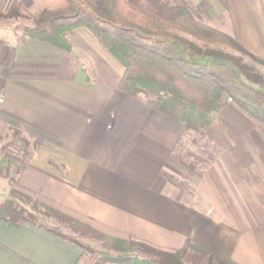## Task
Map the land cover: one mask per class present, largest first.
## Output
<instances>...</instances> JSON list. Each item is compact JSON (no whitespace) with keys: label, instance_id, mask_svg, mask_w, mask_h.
<instances>
[{"label":"crops","instance_id":"crops-1","mask_svg":"<svg viewBox=\"0 0 264 264\" xmlns=\"http://www.w3.org/2000/svg\"><path fill=\"white\" fill-rule=\"evenodd\" d=\"M194 3L205 23L264 61V0ZM67 38L72 54L28 39L40 63L20 66L3 93L1 115L37 144L15 189L111 238L170 253L191 242L237 264H264V141L251 119L224 108L208 132L220 156L193 173L177 150L185 124L123 94V68L87 29ZM171 176L197 181L195 198L176 194ZM83 257L44 229L0 220V264Z\"/></svg>","mask_w":264,"mask_h":264},{"label":"trees","instance_id":"trees-1","mask_svg":"<svg viewBox=\"0 0 264 264\" xmlns=\"http://www.w3.org/2000/svg\"><path fill=\"white\" fill-rule=\"evenodd\" d=\"M17 11L13 7L8 17L19 16ZM81 28L123 68V94L183 122L185 131L205 144L211 143L213 114H220L229 99L264 134V78L219 48L239 52L263 67L264 61L202 21L187 0H58L24 34L71 54L67 35ZM51 219L73 234L51 225ZM0 220L15 227H39L79 247L89 258L82 264H237L191 242L170 253L108 237L16 189L0 204ZM83 237L106 245L97 250L82 242ZM136 250L149 257H139Z\"/></svg>","mask_w":264,"mask_h":264},{"label":"rangeland","instance_id":"rangeland-1","mask_svg":"<svg viewBox=\"0 0 264 264\" xmlns=\"http://www.w3.org/2000/svg\"><path fill=\"white\" fill-rule=\"evenodd\" d=\"M56 1L58 0H0V15H3V17L0 16V100H2V96L8 86V82L15 79V75L18 73L20 66L35 64L36 62L40 63V61H37L36 58L37 53H34L35 48L28 46L29 38L24 34V30L33 27L35 20L40 16V14H42V12L47 8L51 7ZM167 1L176 4L181 0ZM187 1L193 6L194 14L196 16H199L204 22H206L205 20H209V16L200 6L194 3V0ZM13 7H16L18 10L17 12H19V16L8 17V13ZM53 12L58 13L59 11L54 10ZM187 38L192 40L191 37ZM50 49H52V47H50ZM219 49L228 53L240 63L251 68L255 73L264 78V67L262 65L239 52L225 48ZM40 55H43V53L41 52ZM231 107L236 109L237 113L243 116L245 115L230 99L224 107L225 110L223 114H231V111L227 110L229 108L231 109ZM213 117H218V114H213ZM0 119H4L7 121L6 123L9 122L7 118H4L1 115V112ZM9 124V126L7 125L6 132L0 135V204L9 196L12 189H15V183L21 170L23 169L25 161L37 148V144L35 142H32L28 136L19 132V130H17L10 122ZM252 125L253 128L258 131L259 135L263 137L264 141V134L260 132L255 124ZM205 143L206 142L201 141L196 134L187 133L177 147V150L181 153L184 162L186 161L191 163L193 173L203 172L204 169L214 163L220 156V150H218L212 142H208L207 144ZM20 160L22 161V164H20ZM168 179V182L171 184L170 187H173L172 190L174 191L176 188V194H179L182 198L189 200L195 198L197 193V181L180 180L173 176ZM260 182H262L264 186V181ZM250 184H252V181ZM50 224L59 226L56 224V221L52 219L50 220ZM59 227L67 234H73V232L67 227L62 225ZM81 240L82 242L88 243L90 246L100 251L102 250L103 245H106L103 242L88 240L84 237ZM136 253L139 257L144 259L149 257L148 254L143 251L136 250ZM88 261L89 258L84 254L80 264Z\"/></svg>","mask_w":264,"mask_h":264},{"label":"built area","instance_id":"built-area-1","mask_svg":"<svg viewBox=\"0 0 264 264\" xmlns=\"http://www.w3.org/2000/svg\"><path fill=\"white\" fill-rule=\"evenodd\" d=\"M2 100H0V102H1Z\"/></svg>","mask_w":264,"mask_h":264}]
</instances>
